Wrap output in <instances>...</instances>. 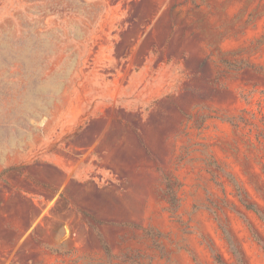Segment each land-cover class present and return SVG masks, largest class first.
Returning a JSON list of instances; mask_svg holds the SVG:
<instances>
[{"label": "rangeland", "instance_id": "1", "mask_svg": "<svg viewBox=\"0 0 264 264\" xmlns=\"http://www.w3.org/2000/svg\"><path fill=\"white\" fill-rule=\"evenodd\" d=\"M0 264H264V0H0Z\"/></svg>", "mask_w": 264, "mask_h": 264}]
</instances>
